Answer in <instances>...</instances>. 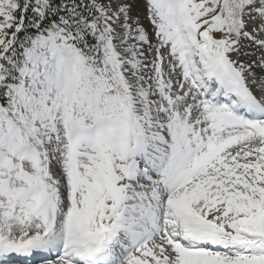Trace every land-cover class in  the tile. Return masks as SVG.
<instances>
[{"label":"snow or ice","instance_id":"6c2138e0","mask_svg":"<svg viewBox=\"0 0 264 264\" xmlns=\"http://www.w3.org/2000/svg\"><path fill=\"white\" fill-rule=\"evenodd\" d=\"M0 264H264V0H0Z\"/></svg>","mask_w":264,"mask_h":264}]
</instances>
